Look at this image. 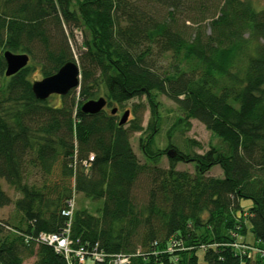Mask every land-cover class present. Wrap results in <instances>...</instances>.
I'll return each mask as SVG.
<instances>
[{
  "label": "trees",
  "instance_id": "trees-1",
  "mask_svg": "<svg viewBox=\"0 0 264 264\" xmlns=\"http://www.w3.org/2000/svg\"><path fill=\"white\" fill-rule=\"evenodd\" d=\"M213 6L212 0H0V178L19 194L12 199L0 185V207L13 204L19 213L15 224L0 219V264L31 257L33 264H68L34 238L67 227L63 211L74 193L102 200L98 214L74 210V247L97 245L107 255H128L129 264H264L258 251L264 250V7L223 0L213 13ZM180 16L196 26H181ZM65 26L72 38L76 30L83 36L81 83L60 95V106L51 105L33 93L34 65L6 76L3 53L38 52L43 77L51 75L77 60ZM162 94L178 110L169 138L174 129L189 131L194 119L217 137L203 153L192 149L193 140L186 139V150L171 141L177 154L167 168L158 164L169 150L152 148ZM100 95L120 110L134 98L146 102L126 109L134 117L120 125L112 109L81 111ZM147 107L155 117L148 131ZM142 131L150 163H141L131 144ZM179 162L193 163L194 173L177 169ZM215 166L221 176L209 174ZM141 175L149 181L145 202L134 196ZM243 199L253 203L248 210ZM171 239L182 248L168 251Z\"/></svg>",
  "mask_w": 264,
  "mask_h": 264
},
{
  "label": "rangeland",
  "instance_id": "rangeland-1",
  "mask_svg": "<svg viewBox=\"0 0 264 264\" xmlns=\"http://www.w3.org/2000/svg\"><path fill=\"white\" fill-rule=\"evenodd\" d=\"M223 0H212L213 10L212 12H216L215 10V4L218 5L221 4ZM252 2L257 5L258 7H264V0H252ZM163 10V11H162ZM161 12H164L165 10L162 9ZM194 19H197V16H192ZM179 23L181 26H190L193 27L196 26V24H193L191 21L187 20L186 24H184V18L180 16ZM208 23V20L203 22V24ZM67 38L69 40L72 55L75 57V59L79 62V55L82 51L81 44L83 40L82 33L79 30L75 31V38H72L68 27L65 26ZM43 62L41 55L37 52L35 55V58H30L29 63L34 65V71L31 75V78L34 80H39L43 78L42 69H43ZM5 82L4 77L0 76V85ZM101 95H104L103 93ZM100 95V96H101ZM159 101V109H158V115L159 117L156 118L152 116L151 111L147 107L145 111L143 112V126L148 131V123L150 120H155V124L158 126V131L154 137V142L152 145L153 150L158 151L161 150L164 153V150L166 148L168 150L174 149L173 147H169V143L173 141L174 144H176L181 150H186V139L195 141V144L192 145V149L198 153H203L206 150H208L210 144L215 143L217 141V137L212 134L211 131H209L203 123L200 121L194 119L192 120V126L189 131H186L184 134L180 133L181 131L173 130L171 132V138H169L168 133L170 130L173 129L174 122L176 121V117L178 114L177 106L174 101L167 98L165 95H159L158 96ZM51 105H59L61 104V96L60 95H52L48 98ZM145 97L143 98H134L127 102L126 106L123 109H118L115 105L112 106H105L107 111H110L113 108H117L116 113L118 114V117L123 115L126 109H132L133 105L135 103L143 104L145 103ZM134 116L132 113L129 114V119L133 118ZM129 123L126 125L128 126ZM147 127V128H146ZM148 129V130H147ZM145 131L143 132H134L131 135V144L133 147L134 152L136 153L138 159L141 163H150V161L147 156L144 154L143 151V144L146 143L147 135ZM169 156L167 153L162 154L159 156V166L167 168L169 166ZM177 169L180 170H187L191 173H194L195 166L193 163H184L179 162L176 165ZM60 167H57L54 170V175H59ZM210 175L215 176H221L222 171L220 167L215 166L212 168V170L209 172ZM40 175L37 174L34 176V179L40 180ZM0 185L2 188L12 197V199H16L19 194L16 192L4 179L0 178ZM148 187H149V181L148 178L144 175H141L140 178L137 180L135 186H134V196L136 197V200L138 202H145L147 199L148 194ZM74 201L73 203V212L75 209L78 208H86L90 213L98 214L97 208L101 206L102 200H91L87 198L82 193H74ZM241 205L245 210H248L252 205V201L249 199H243L241 200ZM19 213L15 211L14 205L10 204L4 207H0V219H3L4 221L11 222L13 224L16 223V218L18 217ZM247 241L253 242L254 237L251 232L248 233L246 236ZM255 253V251L253 252ZM256 254V253H255ZM200 258L202 259L203 254L199 253ZM34 257L28 258L25 260L24 264H33ZM87 264H91V260L89 259Z\"/></svg>",
  "mask_w": 264,
  "mask_h": 264
},
{
  "label": "water",
  "instance_id": "water-1",
  "mask_svg": "<svg viewBox=\"0 0 264 264\" xmlns=\"http://www.w3.org/2000/svg\"><path fill=\"white\" fill-rule=\"evenodd\" d=\"M6 67L5 75L12 76L27 66L30 56L27 53H15L6 50L3 53ZM81 83V67L77 60H68L55 73L45 76L32 82V90L39 100H46L52 95L64 96L72 89L78 88ZM107 100L100 96L96 99H89L81 105V111L88 114H95L105 108ZM117 109L113 108L112 113ZM130 111L126 110L120 117L119 124L124 125L129 117ZM168 156L173 158L177 152L175 149L168 151Z\"/></svg>",
  "mask_w": 264,
  "mask_h": 264
},
{
  "label": "built area",
  "instance_id": "built-area-1",
  "mask_svg": "<svg viewBox=\"0 0 264 264\" xmlns=\"http://www.w3.org/2000/svg\"><path fill=\"white\" fill-rule=\"evenodd\" d=\"M63 214L71 220L73 215V203L70 202V209L64 210ZM70 220L67 227L61 232H40L34 239L39 243L47 244L54 248L55 252L63 255L68 264H87L91 260V264H129L130 257L125 254L107 255L100 251L96 246L87 249L82 245L73 246V241L70 238ZM28 240V238H27ZM235 248H248L247 245L234 244ZM182 248V242L171 239L167 246V250L172 252ZM186 248V247H185ZM264 254V250H258Z\"/></svg>",
  "mask_w": 264,
  "mask_h": 264
},
{
  "label": "flooded vegetation",
  "instance_id": "flooded-vegetation-1",
  "mask_svg": "<svg viewBox=\"0 0 264 264\" xmlns=\"http://www.w3.org/2000/svg\"><path fill=\"white\" fill-rule=\"evenodd\" d=\"M169 149V148H168Z\"/></svg>",
  "mask_w": 264,
  "mask_h": 264
}]
</instances>
